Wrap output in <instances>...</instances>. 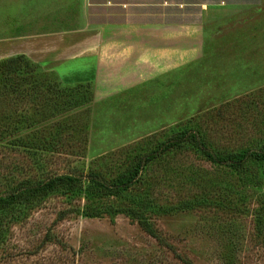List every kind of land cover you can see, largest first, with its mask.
Segmentation results:
<instances>
[{
  "label": "rangeland",
  "instance_id": "1",
  "mask_svg": "<svg viewBox=\"0 0 264 264\" xmlns=\"http://www.w3.org/2000/svg\"><path fill=\"white\" fill-rule=\"evenodd\" d=\"M110 1L118 7L98 8L105 23L130 18L129 12L139 18L146 10L147 21L153 16L154 22L182 26L203 20V6L183 2H205L220 10L213 15L222 38L174 79L138 85L95 106L92 84H64L39 65L45 83L33 77L15 93L0 86V194L21 180L53 175L83 179L97 172L109 181L182 130L213 152L263 144L264 0ZM126 2L148 7L122 11ZM55 21L52 29L60 24ZM17 30L32 31L23 25ZM54 82L83 88L69 101V108L78 105L70 117L52 122L44 114L56 101ZM136 199L147 205L141 208L155 238L125 213L82 216V193L56 192L18 207L4 223L0 264H264V163L251 160L232 170L183 142L157 153L138 181L107 204L127 209Z\"/></svg>",
  "mask_w": 264,
  "mask_h": 264
},
{
  "label": "crops",
  "instance_id": "2",
  "mask_svg": "<svg viewBox=\"0 0 264 264\" xmlns=\"http://www.w3.org/2000/svg\"><path fill=\"white\" fill-rule=\"evenodd\" d=\"M146 6L126 2L119 8ZM201 6V23L182 26L154 22L153 16L147 21L146 10L139 18L129 12L130 18L105 23L98 8L118 7L110 0H0V60L22 55L64 84H92L95 106L138 85L170 80L200 61L222 38L213 15L220 10ZM53 20L60 22L56 29ZM21 25L32 31L19 33ZM72 72L76 78L66 79Z\"/></svg>",
  "mask_w": 264,
  "mask_h": 264
},
{
  "label": "trees",
  "instance_id": "3",
  "mask_svg": "<svg viewBox=\"0 0 264 264\" xmlns=\"http://www.w3.org/2000/svg\"><path fill=\"white\" fill-rule=\"evenodd\" d=\"M172 4L179 5V2H174ZM202 4L208 3L201 2L196 4L194 2H183V5L189 7L200 6ZM38 74L45 77L44 72L40 71L36 64L30 62L22 55L0 61V86L9 88L8 93L17 92L21 82L27 79H33V77L38 78L33 80L38 84L41 85L45 83ZM54 85L57 90H54L56 92L54 107L44 114L47 116L45 118L52 122L70 117L69 114L72 112L71 109H75L78 105L74 104L72 108H69V101H73L76 92L83 88V86L66 87L58 82H54ZM55 132V134H58L57 131ZM183 142L194 143L197 150H199L211 163L232 170L241 169L246 162L251 160L264 163V142L257 148H247L239 152H213L207 149L205 144L197 138L196 134L190 130H182L179 131L171 141L164 143L160 150H157L158 152H150V155H147L145 159L138 160L127 166L109 181L101 178L100 174L97 172H89L87 177L83 178L86 181L85 185L83 184L81 176H74L71 174L53 175L38 181L21 180L10 190L0 194V246L4 238L5 220L9 217H13L18 207L30 206L39 199H43L56 192H61L68 197L75 193H82L86 204H84L82 210H80V214L86 218L100 217L102 213H107L109 215L119 212L125 213L137 219L142 228L145 229L150 236L155 238V230L150 228L147 218H144L146 211L142 208L145 209L147 206L141 205L144 200L136 199L135 202L138 204H134L127 209H113L107 202L111 198L123 196L125 192L138 181L141 170L147 163L154 159L157 153H165L172 148L180 146ZM97 203L102 207L103 204L106 203L105 206L108 208L96 209ZM149 211L156 212L154 208Z\"/></svg>",
  "mask_w": 264,
  "mask_h": 264
}]
</instances>
